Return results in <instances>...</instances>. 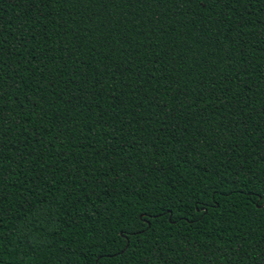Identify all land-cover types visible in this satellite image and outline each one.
Instances as JSON below:
<instances>
[{"label": "trees", "instance_id": "obj_1", "mask_svg": "<svg viewBox=\"0 0 264 264\" xmlns=\"http://www.w3.org/2000/svg\"><path fill=\"white\" fill-rule=\"evenodd\" d=\"M0 264H264V0H0Z\"/></svg>", "mask_w": 264, "mask_h": 264}, {"label": "snow or ice", "instance_id": "obj_2", "mask_svg": "<svg viewBox=\"0 0 264 264\" xmlns=\"http://www.w3.org/2000/svg\"><path fill=\"white\" fill-rule=\"evenodd\" d=\"M48 2H51V0H48ZM57 2H59V0H57ZM146 211H148V210L146 209ZM145 223H147V221H145Z\"/></svg>", "mask_w": 264, "mask_h": 264}]
</instances>
